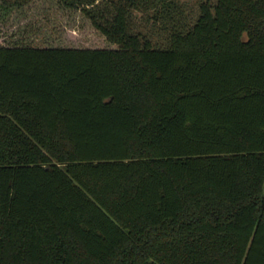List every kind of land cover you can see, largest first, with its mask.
Here are the masks:
<instances>
[{
  "label": "trees",
  "instance_id": "trees-1",
  "mask_svg": "<svg viewBox=\"0 0 264 264\" xmlns=\"http://www.w3.org/2000/svg\"><path fill=\"white\" fill-rule=\"evenodd\" d=\"M56 1L108 45L0 44V264H264V0Z\"/></svg>",
  "mask_w": 264,
  "mask_h": 264
},
{
  "label": "rangeland",
  "instance_id": "rangeland-1",
  "mask_svg": "<svg viewBox=\"0 0 264 264\" xmlns=\"http://www.w3.org/2000/svg\"><path fill=\"white\" fill-rule=\"evenodd\" d=\"M194 8L199 0H184ZM24 36L38 44L51 43L80 46H106L107 41L84 16L61 8L56 0H33L23 8L0 12V44Z\"/></svg>",
  "mask_w": 264,
  "mask_h": 264
}]
</instances>
